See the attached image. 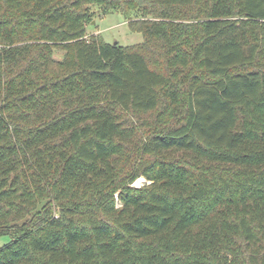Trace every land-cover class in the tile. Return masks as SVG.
<instances>
[{
    "label": "trees",
    "instance_id": "trees-1",
    "mask_svg": "<svg viewBox=\"0 0 264 264\" xmlns=\"http://www.w3.org/2000/svg\"><path fill=\"white\" fill-rule=\"evenodd\" d=\"M5 235L0 264H264V0H0Z\"/></svg>",
    "mask_w": 264,
    "mask_h": 264
},
{
    "label": "rangeland",
    "instance_id": "rangeland-1",
    "mask_svg": "<svg viewBox=\"0 0 264 264\" xmlns=\"http://www.w3.org/2000/svg\"><path fill=\"white\" fill-rule=\"evenodd\" d=\"M91 10L94 12V16L85 27L86 36H98L108 43L118 42L124 46L142 41L141 33L133 28L136 27L137 23L133 27L129 24L130 21L139 20L135 11H129L125 14L118 10H110L103 13L95 5H91ZM142 181H144L143 177H139L135 180L134 184L140 185ZM9 240V236H0V246Z\"/></svg>",
    "mask_w": 264,
    "mask_h": 264
},
{
    "label": "built area",
    "instance_id": "built-area-1",
    "mask_svg": "<svg viewBox=\"0 0 264 264\" xmlns=\"http://www.w3.org/2000/svg\"><path fill=\"white\" fill-rule=\"evenodd\" d=\"M141 183H142V182H141ZM141 183H140V184H141Z\"/></svg>",
    "mask_w": 264,
    "mask_h": 264
},
{
    "label": "water",
    "instance_id": "water-1",
    "mask_svg": "<svg viewBox=\"0 0 264 264\" xmlns=\"http://www.w3.org/2000/svg\"><path fill=\"white\" fill-rule=\"evenodd\" d=\"M116 43V42H115Z\"/></svg>",
    "mask_w": 264,
    "mask_h": 264
}]
</instances>
